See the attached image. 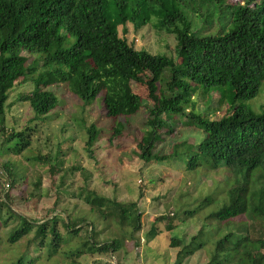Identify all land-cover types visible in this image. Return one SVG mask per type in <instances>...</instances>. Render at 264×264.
<instances>
[{"label": "trees", "instance_id": "trees-1", "mask_svg": "<svg viewBox=\"0 0 264 264\" xmlns=\"http://www.w3.org/2000/svg\"><path fill=\"white\" fill-rule=\"evenodd\" d=\"M190 5L197 8L187 10ZM183 8L191 12V20ZM152 19L159 30L174 37L173 58L134 50L116 35V22H128L137 29ZM194 21L201 27H195ZM212 24H217V32L201 34ZM25 55L33 58L28 65ZM39 61L42 70L37 72ZM135 70L147 73V82L140 80ZM26 81L32 90L20 99L32 113L29 122L40 121L56 106L55 96L43 89L65 84L82 107L99 96L101 113L112 121L130 117L139 108L145 110L137 144V158L142 162L183 157L187 171H229L234 180L225 181L226 198L206 219L227 223L242 216L246 225L242 235L220 237L206 264H264V111L256 115L243 105L255 97L264 82V0L230 5L226 0H0V133L4 144L14 141L4 149L12 155L27 149L35 132L28 126L16 132H7L4 127L8 93ZM129 81L145 86L149 102L131 92ZM212 91L224 101L228 113L211 119L208 108L201 114L192 112V96ZM175 117H187L186 127L200 131L203 138L196 145L176 143L169 155L159 156L155 143L161 132L170 131ZM121 129V123L114 122L113 135ZM84 130V147L91 155L100 130L93 124ZM34 160L47 162L46 157ZM212 197L200 199L199 206L215 202ZM133 208L130 204L119 209L121 225L131 227L129 236L140 227L139 213L129 214ZM181 211L184 215L193 213ZM107 217H100L103 227L108 226ZM16 219L18 225L6 237L7 242L12 245L33 230L31 242L37 251L44 248L45 259L61 255L69 264H77L73 258L80 252L115 254L120 248L118 238L99 243L93 223L84 218L75 223L64 221V229L71 235L84 227L86 230L81 247L62 250L58 248L61 238L54 227L55 218L41 223L19 215ZM153 232L150 229L146 236L152 237ZM192 241L181 247L174 242L179 247L174 264L200 249L202 243ZM174 243L170 247L174 248ZM29 260L20 257L11 264H27Z\"/></svg>", "mask_w": 264, "mask_h": 264}, {"label": "rangeland", "instance_id": "rangeland-1", "mask_svg": "<svg viewBox=\"0 0 264 264\" xmlns=\"http://www.w3.org/2000/svg\"><path fill=\"white\" fill-rule=\"evenodd\" d=\"M240 1L226 0V3L230 5ZM195 8L196 5L186 7L187 10ZM182 10L191 20V12ZM199 11L207 15L205 10ZM214 19L221 25L216 17ZM193 23L195 27H201L200 22ZM217 24L204 27L201 34L217 32ZM115 32L134 50L174 57V37L159 30L154 19L137 29L128 22H116ZM32 59L29 57L26 64ZM40 65L41 61L36 65L37 72L42 70ZM135 72L140 80L147 82L149 79L144 71ZM129 87L139 99L148 101L143 84L129 81ZM31 90L32 85L28 81L14 86L4 106L7 132L20 131L25 126L34 127L35 132L29 147L19 155L4 150L14 141L4 144V136L0 133V264H11L20 257L30 259L27 264H69L61 255L45 259L44 248L37 251L35 243L31 242L33 230L10 245L6 237L18 225L17 215L36 223L51 222L50 219L55 218L54 227L65 242L60 240L58 248L61 250L79 248L85 239V227L71 235L64 229L66 220L75 223L84 218L92 222L99 243L113 238L120 241L115 254L80 252V256L73 258L77 264H174L175 252L192 238L193 244L201 242L202 245L180 264H206L220 237L227 233L242 235L246 225L242 216L227 223L206 219L208 213L216 210L218 203L226 198V184L234 180L229 171L220 168L187 171L183 157L161 162L151 160L149 163L137 158V144L146 118L143 108L130 117L112 121L101 113L99 96L89 106L82 107L65 84H56L43 89L55 96L56 106L40 121L29 122L32 113L27 102L20 98ZM191 102L195 104L192 112L201 114L204 108H208L211 119L228 113L226 104L215 91L205 96L195 93ZM243 105L256 115L264 111V82L255 97ZM187 119L175 117L170 131L161 132L159 142L155 143V152L159 156L169 155L176 143L196 145L203 138L200 131L186 127ZM114 122L122 125L117 135L112 133ZM89 124L100 130L91 155L84 147V128ZM37 156L46 157L47 162L34 160ZM6 163L10 166L4 167ZM225 181L228 182L225 184ZM208 195H213L215 202L199 206L200 199ZM130 204L134 205L130 216L136 211L140 216L139 230L131 236V227L121 225L119 213L120 207ZM180 206L183 210H193V213L184 215ZM103 214L109 216L105 221L107 227H103L100 220ZM150 229H154L152 237L146 236ZM172 242L179 247L175 243L174 248L170 247Z\"/></svg>", "mask_w": 264, "mask_h": 264}]
</instances>
